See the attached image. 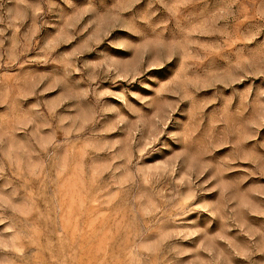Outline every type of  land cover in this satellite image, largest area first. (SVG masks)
<instances>
[{
    "label": "rangeland",
    "instance_id": "1",
    "mask_svg": "<svg viewBox=\"0 0 264 264\" xmlns=\"http://www.w3.org/2000/svg\"><path fill=\"white\" fill-rule=\"evenodd\" d=\"M0 264H264V0H0Z\"/></svg>",
    "mask_w": 264,
    "mask_h": 264
}]
</instances>
